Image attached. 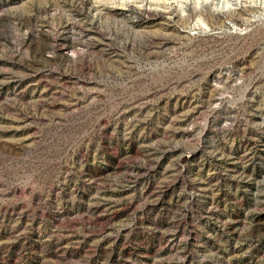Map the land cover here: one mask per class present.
Masks as SVG:
<instances>
[{"label":"rangeland","instance_id":"1","mask_svg":"<svg viewBox=\"0 0 264 264\" xmlns=\"http://www.w3.org/2000/svg\"><path fill=\"white\" fill-rule=\"evenodd\" d=\"M0 264H264V0H0Z\"/></svg>","mask_w":264,"mask_h":264}]
</instances>
